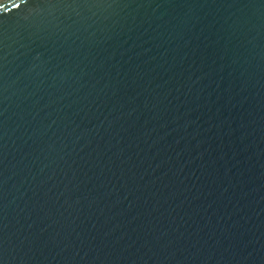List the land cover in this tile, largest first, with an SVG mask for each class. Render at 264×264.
Segmentation results:
<instances>
[{"label": "water", "instance_id": "obj_1", "mask_svg": "<svg viewBox=\"0 0 264 264\" xmlns=\"http://www.w3.org/2000/svg\"><path fill=\"white\" fill-rule=\"evenodd\" d=\"M0 264H264V0H0Z\"/></svg>", "mask_w": 264, "mask_h": 264}]
</instances>
